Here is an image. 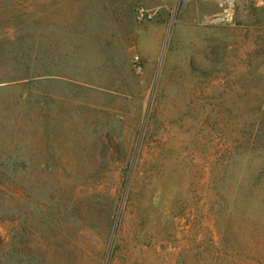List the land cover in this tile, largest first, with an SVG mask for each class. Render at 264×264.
I'll list each match as a JSON object with an SVG mask.
<instances>
[{"label":"rangeland","instance_id":"rangeland-1","mask_svg":"<svg viewBox=\"0 0 264 264\" xmlns=\"http://www.w3.org/2000/svg\"><path fill=\"white\" fill-rule=\"evenodd\" d=\"M0 264H264V0H0Z\"/></svg>","mask_w":264,"mask_h":264},{"label":"built area","instance_id":"built-area-1","mask_svg":"<svg viewBox=\"0 0 264 264\" xmlns=\"http://www.w3.org/2000/svg\"><path fill=\"white\" fill-rule=\"evenodd\" d=\"M138 13L140 15H144V14H146V11L144 10V8H139ZM148 16H150V15H148ZM132 63H133V68L137 73H141L143 71V63H142V60L140 59V57L138 55H135L133 57Z\"/></svg>","mask_w":264,"mask_h":264},{"label":"crops","instance_id":"crops-1","mask_svg":"<svg viewBox=\"0 0 264 264\" xmlns=\"http://www.w3.org/2000/svg\"><path fill=\"white\" fill-rule=\"evenodd\" d=\"M74 1H78V2H80L81 0H74ZM39 42V40L37 41V43ZM46 41H45V39L42 37V39H41V43L43 44V48H44V44H46L45 43ZM36 49H38V48H36ZM42 55V57L44 56V54H41Z\"/></svg>","mask_w":264,"mask_h":264}]
</instances>
